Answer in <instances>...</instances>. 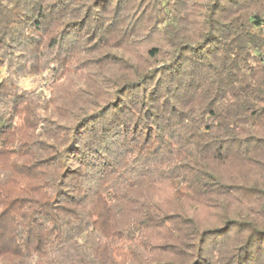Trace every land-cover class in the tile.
<instances>
[{
  "label": "trees",
  "instance_id": "1",
  "mask_svg": "<svg viewBox=\"0 0 264 264\" xmlns=\"http://www.w3.org/2000/svg\"><path fill=\"white\" fill-rule=\"evenodd\" d=\"M136 22L157 62L104 80ZM89 49L105 94L18 88ZM0 157V264H264V0H0Z\"/></svg>",
  "mask_w": 264,
  "mask_h": 264
},
{
  "label": "rangeland",
  "instance_id": "2",
  "mask_svg": "<svg viewBox=\"0 0 264 264\" xmlns=\"http://www.w3.org/2000/svg\"><path fill=\"white\" fill-rule=\"evenodd\" d=\"M133 10H135V13L137 12V16H139L140 19L143 20L146 18V16L143 17L142 14L138 13L139 8L136 9V5ZM140 11H142V8H140ZM132 12L129 13L128 17H133V15H135ZM140 23L141 22H136L133 25L134 27L136 26L138 30H135L136 33L134 35L131 34V28H129V30L127 29L122 35L117 34L108 39L106 49L108 53H111V56L107 61H103L105 65L107 63L106 77L104 80H106L107 77L114 76L117 72L118 74H123L129 71L133 74L134 69H132V66L137 67L136 69L139 70L157 62V59L149 58L148 51L153 46H165L166 42L157 34L156 30L150 29V24H145V28L142 29ZM88 52L89 53H84L82 57L86 63L81 65L71 63L69 71L65 72L60 79L58 77H52L50 72L44 70L40 71L38 76H26L20 79L17 83L18 88L25 92H30L33 97L41 96V101H43L44 97L46 99L53 97V101H56L55 103L68 104L69 107L73 106L75 101H78L80 104H84V102L87 103L90 100L91 94L95 93L96 96L97 91L98 94H105L104 90H106V85L100 83V77L96 74L97 71L93 64L98 62L91 61L92 58L101 56L100 52L97 50H90ZM103 52H105V50ZM126 60L128 63H126ZM69 100H71L70 103ZM2 162L3 159L0 157V164ZM169 193L170 190L168 185L161 186L157 192V198H159L162 203H167L166 206H168L169 203ZM185 204H188V202L185 201ZM198 217L200 219L205 218L202 212L198 214Z\"/></svg>",
  "mask_w": 264,
  "mask_h": 264
}]
</instances>
